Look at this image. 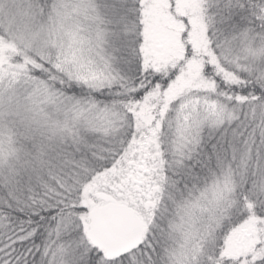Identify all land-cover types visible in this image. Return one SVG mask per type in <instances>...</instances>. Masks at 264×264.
<instances>
[{
  "label": "snow or ice",
  "instance_id": "1",
  "mask_svg": "<svg viewBox=\"0 0 264 264\" xmlns=\"http://www.w3.org/2000/svg\"><path fill=\"white\" fill-rule=\"evenodd\" d=\"M0 264H264V0H0Z\"/></svg>",
  "mask_w": 264,
  "mask_h": 264
}]
</instances>
